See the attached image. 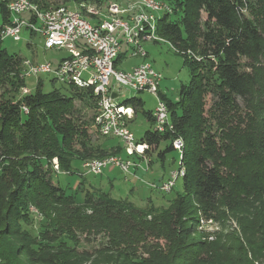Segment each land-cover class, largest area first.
I'll return each mask as SVG.
<instances>
[{
  "label": "trees",
  "instance_id": "obj_1",
  "mask_svg": "<svg viewBox=\"0 0 264 264\" xmlns=\"http://www.w3.org/2000/svg\"><path fill=\"white\" fill-rule=\"evenodd\" d=\"M11 1L0 0V32L11 21ZM173 3L156 33L183 55L191 78L176 101L160 91L173 129L138 137L149 144L150 164L177 152L184 168L165 207L85 186V161L126 155L121 145L93 142V88L56 87L53 78L46 90L40 77L22 95L23 57L0 37V264H264V0ZM77 101L94 110L90 119L80 120ZM123 104L154 123L141 97ZM55 158L61 171L81 175L74 191L54 181ZM203 216L231 229L235 244L199 237Z\"/></svg>",
  "mask_w": 264,
  "mask_h": 264
},
{
  "label": "built area",
  "instance_id": "obj_2",
  "mask_svg": "<svg viewBox=\"0 0 264 264\" xmlns=\"http://www.w3.org/2000/svg\"><path fill=\"white\" fill-rule=\"evenodd\" d=\"M125 1L128 2L125 4ZM9 10L11 21L0 32L3 40L12 37L19 41L23 30L29 29L43 37L45 49L65 50L67 53L56 63L23 58L22 78L35 77L38 80L48 74L64 84L92 87L98 106L95 126L101 135L119 138L128 157H146L149 144L140 142L130 129L129 124L136 112L133 106L118 101L121 86L153 94L156 99L152 111L154 130L165 132L173 129L168 105L159 91L161 73L149 61L129 70L116 66L124 44L129 46L132 55L146 57L142 42L162 40L156 33L157 24L162 14L172 13L170 5L158 0H106L42 8L33 0H12ZM32 91L27 86L21 88L22 95ZM114 92L116 96H113ZM23 108L28 111L26 106ZM173 144L181 152L182 138L176 137ZM128 157L87 160L82 164V172L99 174L109 164L128 172L134 164ZM53 163L55 170L60 172L57 158ZM183 174L184 168L180 166L161 188L169 191Z\"/></svg>",
  "mask_w": 264,
  "mask_h": 264
},
{
  "label": "rangeland",
  "instance_id": "obj_3",
  "mask_svg": "<svg viewBox=\"0 0 264 264\" xmlns=\"http://www.w3.org/2000/svg\"><path fill=\"white\" fill-rule=\"evenodd\" d=\"M51 6L58 5H70L71 2H65L64 0H44ZM124 1V0H120ZM164 2L172 7L174 0H158ZM128 1H125V4ZM3 23L2 13L0 11V25ZM21 40L16 41L12 37H8L3 41V47L6 48L9 53L17 54L23 58H31L32 60L50 61L53 63L58 62L67 53L65 50L45 49L43 45V37L39 34L31 35L29 29H24L22 32ZM142 45L147 51V56L142 57L140 55H132L129 46L124 44L123 50L128 49V54L125 59L119 64L120 69L129 70L132 66H136L144 61H149L153 65L154 69L161 73L162 80L160 84V90L169 100L176 101L179 97V92L182 85H187L191 78V70L189 66L185 64L184 57L181 53L175 49L168 41L162 38L158 41H143ZM22 70H24V64L22 63ZM22 72V71H21ZM85 73L84 76H86ZM45 80V89L50 90L53 88L50 79H53V75L45 74L42 76ZM27 81V87L34 89L37 79L35 77L24 78ZM63 84L60 81H56V87H61ZM2 92V89H0ZM139 96L144 101L145 110H154L156 106L155 96L147 91H134L128 87H120V96L118 101L123 103L125 100ZM162 97V96H161ZM77 105L82 109V116L80 120L90 119L94 110L84 106L83 103L77 101ZM90 133L92 135L95 146L110 147L113 145H121L125 151L124 145L121 140L115 136H101L97 127L92 121L90 122ZM130 129L135 136L140 137L146 130L153 129V124L148 121L142 109L136 113L135 118L129 124ZM113 156H122L120 153ZM127 159V154L122 156ZM176 157V160L173 159ZM177 152H173L168 155L165 162H161L153 156V161L150 164V157L146 155H134L128 158L134 163L128 172L123 171L119 166L109 164L99 174L83 172V179L85 186L92 188H102L105 191H113L116 195H122L130 197L136 204L141 206H168L169 199L173 198L176 191L180 189L181 177L176 181V184L168 191L163 190L161 185L169 180L175 171H179V158ZM100 159V158H92ZM91 160V159H89ZM55 169V168H54ZM82 171L83 166H81ZM54 181L60 183L69 192L74 191L81 181V175L70 174L69 172H56L53 175ZM37 221V220H36ZM35 225L34 221L29 223V226ZM235 225V223H234ZM200 227L204 230L203 234L199 237L203 239L207 238L211 240H218L226 245H234L235 241L230 238L232 233L231 229L224 228L222 223L218 219L202 217ZM91 249V245L87 246Z\"/></svg>",
  "mask_w": 264,
  "mask_h": 264
},
{
  "label": "water",
  "instance_id": "obj_4",
  "mask_svg": "<svg viewBox=\"0 0 264 264\" xmlns=\"http://www.w3.org/2000/svg\"><path fill=\"white\" fill-rule=\"evenodd\" d=\"M113 96H116V93L115 92L113 93Z\"/></svg>",
  "mask_w": 264,
  "mask_h": 264
},
{
  "label": "crops",
  "instance_id": "obj_5",
  "mask_svg": "<svg viewBox=\"0 0 264 264\" xmlns=\"http://www.w3.org/2000/svg\"><path fill=\"white\" fill-rule=\"evenodd\" d=\"M125 50H128V49H125ZM125 50H123V51H125ZM135 66V65H134ZM133 67V66H132ZM125 70V69H124ZM136 116V115H135Z\"/></svg>",
  "mask_w": 264,
  "mask_h": 264
}]
</instances>
